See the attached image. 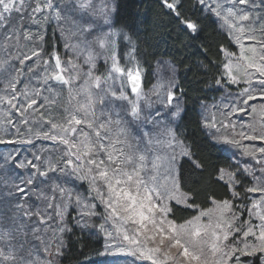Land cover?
<instances>
[{
	"label": "rangeland",
	"instance_id": "1",
	"mask_svg": "<svg viewBox=\"0 0 264 264\" xmlns=\"http://www.w3.org/2000/svg\"><path fill=\"white\" fill-rule=\"evenodd\" d=\"M36 1L35 10L46 9L44 21L55 23L63 52L57 69L54 59L29 49L26 36L7 30L9 45H3L0 33V264H57L72 190L77 224L103 242L90 263L264 264V0H198L236 47L224 52L225 85L236 90L222 86V97L203 104L200 115L208 137L238 168L220 174L232 200L214 201L182 224L170 217L171 204L192 208L178 182L179 162L190 154L174 134L182 113L175 66L157 62L155 82L145 91L136 82L142 71L133 54L122 63L118 57L114 0ZM13 38L20 41L12 44ZM101 63L108 70L98 68ZM100 72L107 78L94 86ZM58 73L62 84L52 81ZM108 92L107 121L93 120L96 128L88 130L94 116L102 119L94 103ZM56 101L73 115L53 120L44 110ZM65 121L78 129L62 132ZM48 170L54 179H43L38 196L49 195L51 181L63 185L50 201L54 212L45 206L39 221L34 212L25 214L18 195L28 191L26 174ZM68 171L77 181L66 180ZM237 173L250 180L246 199L237 193ZM12 192L18 194L13 199Z\"/></svg>",
	"mask_w": 264,
	"mask_h": 264
},
{
	"label": "trees",
	"instance_id": "2",
	"mask_svg": "<svg viewBox=\"0 0 264 264\" xmlns=\"http://www.w3.org/2000/svg\"><path fill=\"white\" fill-rule=\"evenodd\" d=\"M27 1L29 5H24L23 2ZM33 1L37 3L36 0ZM114 4L112 27L119 38L118 57L122 63L127 54H133L134 61L142 71V89L147 91L153 86L158 60L170 61L177 70L174 93L182 102V113L174 125V134L190 154V159L185 158L179 162L178 182L180 190L188 196L192 208L171 204L170 217L173 222L182 224L194 218L199 211L209 209L214 201L232 200L230 189L220 180V174L223 170H233L236 173L238 167L208 137L201 123L200 109L203 104L216 102L222 97V86L236 90L232 86L225 85L224 80V52L234 53L236 47L228 35L220 30L213 16L204 11L198 0H114ZM167 4H171L173 8L170 9ZM19 7H23L24 14ZM34 8L31 0H0L1 43L9 45L3 39V33L8 30L15 37L26 36L29 40V49L40 50L44 59L52 60L60 57L63 45L55 23L50 18L44 21L46 9H36V11ZM187 24H191L193 28L189 29ZM17 41L20 40L13 38L12 44L16 45ZM21 44H23L22 40ZM99 66L100 69L108 70L102 63ZM106 78L105 74L100 72L92 84L99 86ZM110 94L108 92L104 98L100 97L101 99L94 103L97 113L103 112L97 114L102 116V119L96 116L91 119V113L83 112L92 120L88 124V130L91 128L95 130L93 120L107 121L106 118L110 115L107 109L113 107ZM61 105L63 102L56 101L44 111L47 115L53 116V120L71 117L73 114L60 108ZM78 127L65 121L60 130L70 134ZM47 143L46 148L52 145L51 140ZM98 149L99 147L96 150ZM62 154L65 155L63 152ZM68 172L62 173L66 180L70 181L68 177L70 175L74 181H77V177L72 172ZM54 174L49 170L40 171L38 174L33 171L34 177L31 178L26 174L22 181L28 191L20 195L12 192L11 199L18 195L21 201L19 206H22L25 214L32 211L35 213V218L39 221L43 220L37 217V213L44 214L45 206L49 205L52 213L54 212L55 208L51 206L50 201L56 195L58 185H63V181H56L53 186L54 182L51 181L48 187L49 195L40 197L38 191L43 190V179L50 181L54 179ZM236 178L237 193L246 199L248 196L246 191L251 186L250 180L240 173H237ZM85 187L86 185L82 184L80 188ZM76 193V190H72L68 194L72 196H66L70 201V208L63 235L64 249L57 264H96L90 261L99 258L103 252V242L96 236L89 235L77 224V212L74 210ZM32 201L34 204L31 208L29 205ZM246 202L244 207L248 206L249 202ZM93 204L94 201L85 200V207L91 209ZM14 207L15 204L12 208ZM94 208L96 212L101 211L98 206ZM246 212L247 208L243 214L245 215ZM244 215L242 220L246 218Z\"/></svg>",
	"mask_w": 264,
	"mask_h": 264
},
{
	"label": "water",
	"instance_id": "3",
	"mask_svg": "<svg viewBox=\"0 0 264 264\" xmlns=\"http://www.w3.org/2000/svg\"><path fill=\"white\" fill-rule=\"evenodd\" d=\"M167 7H169L170 9L173 8V6L170 5V4H167ZM187 26H188L189 29H192V28H193V26H192L191 24H187ZM58 62H59V60L56 58V59H55V66H56L57 69H59V64H58ZM53 81H54L56 84H62V83L65 82V78H64V76H63L61 73H58V74L54 77ZM136 82H137V84H139L141 81L136 80ZM137 84H130V85H131V88H132V89H135V88L137 87Z\"/></svg>",
	"mask_w": 264,
	"mask_h": 264
},
{
	"label": "bare ground",
	"instance_id": "4",
	"mask_svg": "<svg viewBox=\"0 0 264 264\" xmlns=\"http://www.w3.org/2000/svg\"><path fill=\"white\" fill-rule=\"evenodd\" d=\"M159 61H161V60H158L157 62H159ZM142 81V80H141Z\"/></svg>",
	"mask_w": 264,
	"mask_h": 264
}]
</instances>
